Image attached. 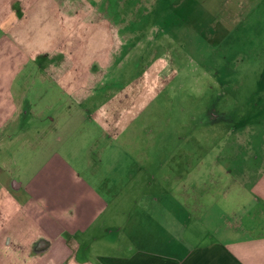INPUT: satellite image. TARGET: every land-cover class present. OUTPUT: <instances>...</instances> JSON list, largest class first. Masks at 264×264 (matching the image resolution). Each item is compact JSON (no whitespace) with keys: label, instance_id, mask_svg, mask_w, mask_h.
Returning <instances> with one entry per match:
<instances>
[{"label":"rangeland","instance_id":"1","mask_svg":"<svg viewBox=\"0 0 264 264\" xmlns=\"http://www.w3.org/2000/svg\"><path fill=\"white\" fill-rule=\"evenodd\" d=\"M48 3L24 40L37 55L23 75L32 111L20 123L29 141L21 164L28 168L40 145L71 163L83 155L97 166V153L114 180L142 172L149 189L211 201L228 165L260 157L264 0Z\"/></svg>","mask_w":264,"mask_h":264},{"label":"crops","instance_id":"2","mask_svg":"<svg viewBox=\"0 0 264 264\" xmlns=\"http://www.w3.org/2000/svg\"><path fill=\"white\" fill-rule=\"evenodd\" d=\"M41 1L0 0V264H264L263 147L258 159L228 165L211 201L149 189L142 172L114 180L97 153L99 166L83 155L71 163L40 145L28 168L20 163L29 144L20 123L32 111L23 75L37 55L24 40ZM208 219L217 222L208 228Z\"/></svg>","mask_w":264,"mask_h":264}]
</instances>
